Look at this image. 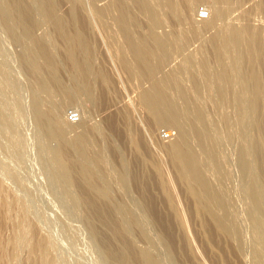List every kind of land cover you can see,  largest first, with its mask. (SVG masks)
<instances>
[{"label":"rangeland","instance_id":"rangeland-1","mask_svg":"<svg viewBox=\"0 0 264 264\" xmlns=\"http://www.w3.org/2000/svg\"><path fill=\"white\" fill-rule=\"evenodd\" d=\"M22 1V9L14 7L12 15L9 13L5 18L4 10L11 1L0 0V264H143L139 253L143 249L161 264H264V94L259 103L263 112L259 128L251 108L255 83L247 75L251 66L255 67L264 85V0L224 2L223 6L226 3L225 7L235 8H227L224 17L219 13V0H158L165 25H158L155 30L161 36L170 34L166 36L173 39L175 48L160 64L157 75H177L173 76L185 95L176 88H172V95L179 96L181 103L185 100L189 103H182V113H186L192 136L195 138L197 131L200 132L210 148L198 143L195 146L194 142L206 167L203 166L206 173L202 172V176L215 190L213 199L210 200L212 190L210 197L207 196L213 210L206 212L211 217L202 210L199 212L196 198L187 192L190 186L197 189L199 184L184 182L176 164L171 163L168 148L179 135L178 127L154 124L147 113L143 89L151 88L152 80L147 78L124 31L115 21L117 13L115 17L112 12H117L116 0L57 2L62 21L66 19L68 28L80 27L91 42V95L77 91L70 63L65 58L67 43L58 25L42 16L37 0ZM110 2L114 9L102 16L96 13V6ZM201 6L213 8L219 14L212 27L206 28L198 18ZM18 11L23 13L20 12V17ZM140 14L137 18L144 16L138 20V23L143 20L142 25L133 26L138 37L149 31L147 14L142 17ZM231 21L245 28H261L262 40L256 41L259 38L253 34V41L247 37L240 45L227 42L223 33ZM27 27L34 32L33 37L25 32ZM43 35L48 37L64 87L74 94L72 101L48 77L50 70L34 52ZM224 59L227 64L223 67ZM221 61L224 63L220 64ZM43 82H48V86L44 87ZM35 97L64 128L63 139L69 147L67 157L75 173L71 183L52 159V147L60 146L61 141L48 137L37 121ZM72 110L79 113L77 123L69 118ZM164 130H172L173 138L164 139ZM240 153L247 159V173L240 168ZM74 160L91 170L102 192L89 187ZM165 177L169 180L167 189L175 196V207H171L169 192L163 188L161 180ZM255 190L260 194L258 201L254 199ZM219 201L226 208L224 204L223 209L219 210L220 205L216 208ZM218 210L224 219H220ZM213 211L218 213V218L212 216ZM178 217H183L182 222ZM214 217L225 227L229 224L232 230L230 226L225 231L219 230L216 222L213 223ZM38 241L42 242L43 250L36 249Z\"/></svg>","mask_w":264,"mask_h":264},{"label":"bare ground","instance_id":"bare-ground-1","mask_svg":"<svg viewBox=\"0 0 264 264\" xmlns=\"http://www.w3.org/2000/svg\"><path fill=\"white\" fill-rule=\"evenodd\" d=\"M11 2H9L8 4V7L6 10H4V15H5V18L7 16V14L9 15H12L11 13L14 12V7H18L17 9H19L20 7H22V3L23 1L22 0H10ZM97 1V0H96ZM112 1V0H111ZM220 1V7H219V13L222 14V16H226L227 13H228V9L229 8L231 10L232 8V5L229 7H225V4L224 6L222 5V3L224 2H227V3H230L231 1L233 0H219ZM57 2L58 0H37V3L40 7V10L42 12V16L47 19V20H51L53 22H55L58 27H59V31L60 33L62 34V36L64 37V41H66L67 43V46L65 47L66 48V52L64 51V53H66V59H68L69 63H70V66H71V69H72V74H73V80L75 82V85L77 86V91L79 92H85L86 94H90L92 93L91 90L90 91V87H89V78L90 76L92 75L93 73V64H92V56L93 54H91V45L88 41V38H87V35H85V33L83 32V30L76 27L74 29V31H72V29L74 28H68L67 26V22H66V19L64 18V21L66 23H64V21H62V17H60L59 15V11L57 8ZM62 2V1H61ZM77 2V1H76ZM75 2V3H76ZM108 2V1H107ZM217 2V1H216ZM235 2V0H234ZM233 2V3H234ZM114 3V2H112ZM132 3V5H131ZM96 4V3H94ZM105 4V3H104ZM116 6H114L113 4H108L106 3L105 6H102V7H99L97 8L96 6V13L98 14H101V16L103 15V13L105 12H109V10L112 9V7L114 6L115 8L117 7V12H114L113 10V14L114 13H117V17L115 15V17L117 18V20H115V17H114V20L117 22V24L121 27L122 31H124L129 44H130V47L132 48V52L134 53V55H136L135 57L137 58V61L141 62V66L143 68V70H145L144 72L148 74L147 78L149 77V79H151V88H148V89H143V100H144V103L146 105V108L148 109L149 112L148 115H151L152 117V120L154 121V124H168V125H174L176 127H178L179 129V135L177 136V138H175L174 140H172V144L169 146L168 148V154L170 156V159L172 160L171 163H175L179 170L178 173H180L179 176L180 179H184L185 181L184 182H190V181H193V183L195 184L196 182L199 184V188L198 186L196 185L197 189L195 187H191L189 184L190 189L189 193H191L195 198H196V202L199 203L200 205H198L199 207H197V203L195 202V199H194V202H195V206L196 208H200L198 209L199 212H210L213 210V208H210V202H209V199L208 197H210L208 194L211 192L212 190V193H210L211 199H213V196L215 194V190H214V187L212 186V183H209V180L206 181L203 176H202V172H205L206 171H203L206 167L203 165L204 162H202L203 159H201V156H200V153L199 151L197 150V148L194 147V142L196 143V145H202L206 148H209V146L204 143L203 139H202V136H201V133L197 131L196 133V136L195 138L192 136V131H191V128H190V125L187 123L188 120H186L187 116L186 113L185 115L182 113L184 112L183 109H184V105L185 104L184 102L186 101L185 100L184 102L182 101H179L178 97H174L172 95V91L173 90H176L178 92H181L182 88L181 86H179L178 84V79L176 80V77L177 75L173 76V75H166L164 77H158L157 75V70L160 69V64H162L163 62H165V60L170 56L171 52L173 51V48H175V44H174V41L171 37L169 36H166L167 34H165L166 32H163V29H162V32L165 34L164 36H161L159 35L160 32L157 30H155V28L158 26V25H161L162 27V23L163 21L165 20L162 16H161V13H160V10L158 8V0H116V2L114 3ZM235 4V3H234ZM35 5V4H34ZM131 6H134V10H137L136 12H134L132 9H131ZM219 5V4H218ZM217 5V6H218ZM25 5L23 4V7ZM73 6V5H72ZM94 6V7H95ZM235 6V5H233ZM27 7V6H26ZM29 8V7H28ZM62 8V7H61ZM74 8V6L72 7ZM209 8V7H208ZM22 8H20L21 10ZM232 9H235L234 7ZM24 10V9H23ZM25 10L27 11V9L25 8ZM30 10V9H29ZM77 10V9H76ZM75 10V11H76ZM86 10V9H85ZM119 10V11H118ZM16 11V10H15ZM21 12V11H20ZM20 12L18 11V15L20 14ZM24 12V11H23ZM74 12V10H73ZM87 12V10H86ZM111 12V11H110ZM119 12V14H118ZM209 12H210V17L208 19H205V20H201L203 22V25L209 27H212L214 24H215V21L216 19H218L219 17V14H216L215 11L213 10V8H209ZM236 12V11H235ZM17 13V12H16ZM22 13V12H21ZM76 13V12H75ZM140 13H143L145 16H148L147 18L149 19V21L146 22V19L144 21V23H148L149 22V31L145 30L148 32V34H145L143 36H139L138 37V32L139 30L142 29V27L138 30L137 28L139 26H137L136 23H138V20H141L143 17L141 15L142 18L138 19L137 17L139 16ZM218 13V12H217ZM23 14V13H22ZM21 14V15H22ZM93 14V12H92ZM98 14V15H99ZM110 14V13H109ZM108 14V15H109ZM112 14V15H113ZM14 15V14H13ZM17 15V14H16ZM106 15V14H105ZM138 15V16H137ZM89 16V15H88ZM239 16V15H238ZM16 17V16H15ZM20 17V15H19ZM18 17V18H19ZM22 17V16H21ZM27 17V16H26ZM25 17V19H26ZM111 17V16H110ZM140 17V16H139ZM101 18V17H100ZM104 18V17H103ZM109 18V17H108ZM226 18V17H225ZM239 17H237L238 19ZM32 20V18H29ZM69 19V18H68ZM144 19V18H143ZM232 19V18H231ZM19 20V19H18ZM28 20V19H27ZM89 20V19H88ZM108 20V19H107ZM236 20V19H234ZM20 21V20H19ZM26 21V20H25ZM106 21V20H105ZM238 21V20H237ZM29 22V21H28ZM35 22V21H34ZM74 21H72L71 23H73ZM114 22V21H113ZM143 22L140 21V23ZM232 22V21H231ZM236 22V21H235ZM234 22V24H235ZM79 23V22H77ZM106 23V22H105ZM104 23V24H105ZM115 23V22H114ZM138 23V24H140ZM237 23V22H236ZM27 24V23H26ZM82 24V23H81ZM107 24V23H106ZM136 24V25H135ZM233 22L232 23H228L227 22V30H226V33L222 32L224 35H222V38L223 39V36L225 37V40L227 42H234V44L236 45H240V43L242 42L243 39L245 38H249V41H253V34L256 36V38L258 37L259 39H257L256 41L260 40L261 38V34H262V31H261V28H257V27H249V28H245V27H242L240 25H234ZM24 25V23H23ZM34 25V24H33ZM32 25V26H33ZM109 25V23H108ZM135 27L137 26V28H135L138 32L136 34H138L137 36L135 35L134 33V26ZM142 25V23H141ZM164 25H165V22H164ZM163 25V26H164ZM28 26V25H26ZM87 26V25H86ZM90 26V25H89ZM223 26V25H222ZM225 26V25H224ZM249 26V25H248ZM247 26V27H248ZM24 27V26H23ZM31 27V26H30ZM30 27H27L26 28V33L28 35H31V37H33V33L30 31ZM34 27V26H33ZM106 27V26H105ZM117 27V26H116ZM88 28V27H87ZM147 28V29H148ZM159 28V26L157 27ZM156 28V29H157ZM200 28V26H199ZM220 28V27H219ZM118 29V28H117ZM56 30V29H54ZM223 30V29H222ZM111 31H112V28H111ZM200 32V29L198 30ZM87 32V31H86ZM161 32V34H163ZM204 32V31H203ZM57 33V32H56ZM116 33H118L116 31ZM146 33V32H145ZM60 34V35H61ZM88 34V33H87ZM123 33H121L122 35ZM124 35V34H123ZM170 35V34H168ZM263 35V34H262ZM44 36V35H43ZM43 36L41 37V41L37 39H35L34 41L36 42V40H38V47L35 49L36 46H34V49L36 51H34L36 53V56L37 58L41 60V64L43 62V64L46 65V67L50 70H48L50 73H51V76H48V77H51L50 79H52L54 82L55 85H58L59 87H61L65 92H66V96L65 98H67L68 101H72L74 99V94L72 92H70L68 89H66L63 85V81L59 75V67L57 68V64L58 62L56 63V60H55V57H54V52L50 49V46L48 44V37L44 36L45 38H43ZM171 36V35H170ZM173 36V35H172ZM214 36V35H213ZM216 36V35H215ZM214 36V37H215ZM35 37V36H34ZM214 37L213 38V42H214ZM221 37V36H220ZM124 38V37H123ZM209 38V37H208ZM216 38V37H215ZM90 40V39H89ZM262 40V38H261ZM217 41V40H216ZM214 42V44H216L217 42ZM126 42V41H125ZM259 42V41H258ZM261 42V41H260ZM63 43V41H62ZM65 43V42H64ZM36 44V45H37ZM250 45V42L248 43ZM252 44V43H251ZM256 44H258L256 42ZM127 45V44H126ZM256 46V45H255ZM254 46V47H255ZM259 46V44L257 45ZM261 46V45H260ZM64 47V46H63ZM62 47V48H63ZM129 47V48H130ZM262 47V46H261ZM260 47V49H261ZM56 48V47H55ZM64 48V50H65ZM127 48V47H126ZM219 48V47H218ZM240 48V47H238ZM252 47H250L251 49ZM130 50V49H129ZM216 50V48H215ZM252 50V49H251ZM263 50V49H262ZM58 51V50H57ZM93 51V50H92ZM264 51V50H263ZM131 52V53H132ZM216 52V51H215ZM132 53V54H133ZM218 53H219V49H218ZM247 55V54H245ZM23 57V56H22ZM97 57V56H96ZM249 57V56H247ZM171 59V58H170ZM222 59V58H221ZM225 60V59H224ZM223 60V61H224ZM249 60V59H248ZM58 61V60H57ZM136 61V60H135ZM220 64H222V62ZM252 63H254V60H251ZM250 61V63H251ZM137 62V63H138ZM224 63V62H223ZM249 63V64H250ZM227 64L226 60H225V63L222 65L224 67V65ZM252 65V64H251ZM254 65V64H253ZM63 66H66V65H63ZM140 66V67H141ZM258 66V65H257ZM139 67V66H138ZM45 68V69H47ZM140 68V70L142 69ZM257 68V67H256ZM170 70V69H169ZM245 70V69H244ZM258 70V69H257ZM255 69V67L251 66V68L248 70L247 72V75L248 77L253 80L252 82L255 83V86L254 84L252 83V88L254 86V89L252 90V101H253V107L251 106V108H253V111L255 113V116H256V120H255V125H257L259 127L260 125V122L262 123L263 121H261V118H260V111L262 109V107H260L261 105L259 104L260 103V100L264 94V89H263V86H262V81H260V79H263L261 78L260 74H258V71ZM247 71V70H246ZM260 71V70H259ZM143 72V71H142ZM160 72V71H158ZM145 73L143 75H145ZM245 73H243L244 75ZM96 75V74H95ZM162 75V74H161ZM245 75V76H247ZM260 77V78H259ZM45 79V77H44ZM47 79V78H46ZM71 79V78H69ZM148 79V80H149ZM248 79V78H247ZM246 79V80H247ZM248 81V80H247ZM250 81V80H249ZM49 82V81H48ZM48 82H43V86L44 87H47L48 85ZM47 83V84H46ZM70 83V82H69ZM149 83V82H148ZM264 83V82H263ZM72 84V83H71ZM42 86V85H41ZM75 86V87H76ZM64 87V88H63ZM67 87V86H66ZM70 88V87H69ZM94 88V87H93ZM173 88V90H172ZM176 88V89H175ZM46 89V88H45ZM95 89V88H94ZM74 90V89H73ZM172 90V91H171ZM63 93V92H62ZM183 93V91H182ZM175 94V93H174ZM180 94V93H179ZM91 95V94H90ZM185 95V93H183V96ZM177 96V95H176ZM34 97V96H33ZM180 98V97H179ZM185 98V97H184ZM187 98V97H186ZM34 100V110L36 111L35 113L37 114L36 115V118H37V121L43 126L45 132H46V135H49L48 137H57L60 139L61 141V144L60 146H57L56 148L55 147H52L50 150H51V153H52V159H54L55 163H56V166L59 168L61 174L63 175V177L69 182H73V176H74V172H73V166L71 165V162L69 161L68 157H67V153H69L67 150H69L68 148V144L66 141H64L63 139V136L65 134V131H64V128L63 126L57 121L55 120L51 114L49 112H46L43 107L41 106V102L38 100V98L35 97V99L33 98ZM142 102V101H141ZM187 102V101H186ZM32 103V102H31ZM188 103V102H187ZM189 104V103H188ZM33 105V104H32ZM186 107L189 109V105ZM261 108V109H260ZM145 110V109H144ZM185 110H187L185 108ZM150 113V114H149ZM253 113V114H254ZM263 113V112H262ZM261 113V114H262ZM83 118V114H80ZM183 115L185 116V119L183 118ZM264 116V115H263ZM261 116V117H263ZM260 118V119H259ZM188 119V118H187ZM254 119V118H253ZM151 121V120H150ZM83 122V119L80 121V123ZM254 122V121H253ZM79 123V124H80ZM253 124V123H252ZM262 125H264V123H262ZM264 127V126H263ZM260 128V127H259ZM258 128V130H260ZM261 131V130H260ZM263 131V130H262ZM257 133V131H256ZM264 134V132H263ZM145 138V137H144ZM264 138V137H263ZM141 139V138H140ZM56 140V138H55ZM263 140V139H262ZM51 141V140H50ZM144 141V140H143ZM258 142H259V139H258ZM136 143V142H135ZM138 143V141H137ZM140 143V141H139ZM198 143V144H197ZM260 143V142H259ZM143 144V143H142ZM145 144V143H144ZM163 146L164 143H162ZM51 145V144H50ZM263 145V144H262ZM160 146V144H159ZM264 146V145H263ZM139 147V146H137ZM161 147V146H160ZM257 147V145H256ZM259 147V150L261 149L260 146ZM210 149V148H209ZM241 149V148H240ZM264 149V148H262ZM49 150V151H50ZM140 150V149H139ZM263 152V151H262ZM147 153V152H146ZM261 153V152H260ZM149 154H151L149 152ZM148 154V155H149ZM167 154V156H168ZM263 154V153H262ZM154 155V154H153ZM217 155V154H216ZM240 156L239 157V160H240V163L239 165H241L240 168L243 169L244 172H248V169H249V165H248V162H247V159L245 156L241 155L240 153ZM152 157V156H151ZM155 157V156H154ZM260 157V156H259ZM153 158V157H152ZM142 159V158H141ZM149 159V158H148ZM264 159V158H263ZM262 160V159H261ZM143 162V160H141ZM76 161L74 160V163ZM157 162V161H156ZM154 162V163H156ZM166 162V161H165ZM170 162V161H169ZM236 162V161H235ZM73 164V163H72ZM76 164L78 165V168H79V173L80 175L82 174V177L84 176L85 180L88 182V184L90 185L89 187H91V189H95L97 191H100L102 192L99 184L97 183L94 175L92 174L91 170L84 166V165H79L77 162ZM166 164V163H165ZM156 165V164H155ZM203 166L205 167L203 169ZM150 167V166H149ZM152 167V165H151ZM157 167V165L155 166ZM153 168V167H152ZM158 168L159 170L161 169L160 166L158 165ZM142 169V168H141ZM156 169V168H155ZM154 169V170H155ZM163 169V167H162ZM176 169V168H175ZM158 170V169H156ZM167 171V170H166ZM175 171V170H174ZM246 172V173H247ZM74 173V174H73ZM149 173V172H148ZM163 173V172H161ZM143 175V174H142ZM166 175V173H165ZM164 175V176H165ZM206 175V174H205ZM159 178H160V174L158 175ZM162 176V175H161ZM205 177V176H204ZM163 178V176H162ZM166 179H160L161 182H162V185L165 186L163 187L164 189L166 188L167 189V186L169 184V180H167V177H165ZM208 178V176H207ZM206 178V179H207ZM82 179V178H81ZM182 181V180H181ZM195 181V182H194ZM207 182L210 184H207ZM192 183V182H191ZM192 183V184H193ZM196 183V184H197ZM241 183V182H240ZM174 184V183H173ZM184 184V183H183ZM185 185V186H187ZM77 186V185H76ZM81 186V185H80ZM141 186V185H140ZM194 186V185H192ZM213 187L210 189V187ZM88 187V186H87ZM162 188V187H161ZM169 188V187H168ZM254 188V187H253ZM89 188V191L91 190ZM170 189V188H169ZM165 190V191H166ZM214 190V191H213ZM256 192H253L254 193V199L255 200H259L260 199V194L259 192H257V190H255ZM169 192V190H168ZM174 192V191H173ZM172 192H169L168 193V199L171 203V207L174 206L175 207V202H174V198L175 196L173 197V193L171 194ZM89 195V194H88ZM156 195V194H155ZM175 195V194H174ZM208 196V197H207ZM215 196V195H214ZM193 197V198H194ZM100 198V197H99ZM221 198V197H219ZM103 199V198H102ZM105 199V198H104ZM159 200V199H158ZM219 200V199H218ZM92 201V200H91ZM191 201V200H190ZM213 201V200H212ZM215 201V200H214ZM213 201V202H214ZM220 201H223L220 199ZM220 201H219V204L217 202V207H216V203H213L211 202V204H215V207L218 208L220 205V209L222 208L224 202L222 204H220ZM86 202V201H85ZM168 202V201H167ZM78 203V202H77ZM93 203V202H92ZM86 204V203H85ZM169 204V203H168ZM194 204V203H193ZM149 205V204H148ZM179 205V204H178ZM213 205H211L213 207ZM225 205V204H224ZM180 206V205H179ZM203 206V207H202ZM95 207V206H94ZM106 207V206H105ZM194 207V206H193ZM203 209H202V208ZM108 208V207H107ZM224 208V207H223ZM222 208V209H223ZM225 208H226V205H225ZM96 209V208H95ZM98 209V208H97ZM173 209H176V208H173ZM172 209V210H173ZM212 209V210H211ZM241 209V208H240ZM195 210V208H194ZM216 210V209H214ZM219 210H218V213H219ZM224 210H227V209H224ZM223 210V212H224ZM101 211V210H100ZM175 211V210H174ZM179 211V210H178ZM177 211V212H178ZM207 211V212H206ZM106 212V211H105ZM104 212V213H105ZM176 212V211H175ZM174 212V213H175ZM214 212V211H213ZM212 212V213H213ZM222 212V213H223ZM102 213V211H101ZM215 213V212H214ZM218 213L215 215H212V216H217ZM221 213V214H222ZM87 215V214H86ZM143 215V214H142ZM176 215V214H175ZM178 215V214H177ZM207 215H211V214H208ZM220 215V213H219ZM85 216V215H84ZM93 216V214H92ZM97 216V215H96ZM180 216V215H179ZM221 216V215H220ZM219 216V217H220ZM86 217V216H85ZM98 217V216H97ZM97 217H96V220H97ZM211 217V216H210ZM214 217V218H215ZM225 217V216H224ZM93 218V217H92ZM179 219H181V222H182V218L178 217ZM213 218V217H212ZM218 218V216H217ZM215 218L213 221V223L215 224L216 222V225H217V228L219 230H222V231H225L224 229H226V227L224 226V223ZM226 218H228V216H226ZM86 219V218H85ZM106 219V218H105ZM167 219V218H166ZM170 219V218H169ZM220 219H224L222 216ZM94 220V218H93ZM108 220V219H107ZM159 220V219H158ZM85 221V220H84ZM91 221V220H90ZM226 221V219H225ZM224 221V222H225ZM162 222V221H161ZM180 222V221H179ZM201 222V221H200ZM212 222V221H210ZM228 222V220H227ZM87 223L88 220H87ZM106 223V221H105ZM174 223V222H173ZM116 224V223H115ZM176 224V223H175ZM182 224H185V223H182ZM114 225V224H113ZM172 225V224H171ZM213 225V224H212ZM226 225V224H225ZM109 226V225H108ZM174 226V225H173ZM177 226V225H176ZM208 226V225H207ZM215 226V225H213ZM230 225L228 224V227ZM88 227V226H87ZM165 227V226H164ZM178 227V226H177ZM187 227V225H186ZM209 227V226H208ZM227 227V228H228ZM231 227V226H230ZM166 228V227H165ZM183 228V227H182ZM213 228V227H212ZM216 228V227H215ZM89 229V228H88ZM96 229V228H95ZM180 229V228H179ZM186 229V228H185ZM217 229V231H218ZM232 230V227L230 228ZM36 230V229H35ZM94 231V229H93ZM183 231V229H182ZM186 231V230H185ZM211 231V230H209ZM222 231H220L219 233H221ZM248 231V230H247ZM92 232V228H91V231ZM171 232V231H170ZM179 232V230H178ZM39 233V232H38ZM97 233V232H96ZM146 233V232H145ZM166 233V232H165ZM183 233V232H182ZM185 233H188V232H185ZM216 233V232H215ZM218 233V232H217ZM223 233V232H222ZM33 234V233H32ZM94 234V233H93ZM98 234V233H97ZM171 234V233H170ZM175 234V233H174ZM225 234V233H224ZM223 234V235H224ZM35 235V234H34ZM37 235V234H36ZM41 235V234H39ZM43 235V234H42ZM188 235V234H185V236ZM176 236V235H175ZM184 236V237H185ZM215 236V235H214ZM229 236V234H228ZM34 237V236H33ZM225 237V236H224ZM37 238V237H36ZM173 238V237H171ZM231 238V236H230ZM38 239V238H37ZM44 239V238H43ZM46 239V238H45ZM160 239V237H159ZM167 239H168V236H167ZM186 240V237L184 238ZM217 240V237L215 238ZM220 239V238H219ZM222 239V238H221ZM47 240V239H46ZM163 240V239H162ZM166 240V239H165ZM175 240V239H173ZM44 241V240H43ZM184 241V240H183ZM2 242V241H1ZM164 242V241H162ZM175 242V241H174ZM174 242L172 241V244H174ZM188 242V240L186 241ZM190 242V241H189ZM224 242V241H223ZM221 243V242H220ZM1 244V243H0ZM121 244V243H120ZM171 244V243H170ZM188 244V243H187ZM2 245V244H1ZM166 245V244H165ZM168 245V244H167ZM192 245V244H190ZM176 246V245H175ZM128 247V246H127ZM189 247V246H188ZM192 247V246H191ZM43 248V244L41 241H38L37 244H36V249H42ZM49 248V247H47ZM46 248V249H47ZM121 249V248H120ZM128 249V248H127ZM189 249V248H188ZM43 250V249H42ZM49 250V249H48ZM47 250V251H48ZM115 250V249H114ZM142 250V249H141ZM147 250V249H146ZM170 250V249H169ZM190 250V249H189ZM31 252V250H29ZM40 251V250H39ZM106 251V250H105ZM119 251V250H118ZM128 251V250H127ZM180 251V250H179ZM29 252V254H30ZM50 252V251H49ZM122 252V251H121ZM171 252V251H170ZM193 252V251H192ZM41 253V252H40ZM127 253V252H126ZM140 256L142 257L143 259V264H161L157 261L156 258H154L149 252L145 251V249H143L141 252ZM155 253V252H154ZM168 253V252H167ZM48 254V253H47ZM192 254V253H191ZM51 255V254H50ZM128 255V253H127ZM36 257V256H35ZM53 257V256H52ZM120 257V256H119ZM251 256H249L250 258ZM37 258V257H36ZM35 258V259H36ZM117 258V257H116ZM159 258V257H158ZM161 258V257H160ZM28 259V258H27ZM50 259H51V256H50ZM141 259V260H142ZM49 260V258H48ZM53 260V258H52ZM250 260H252L250 258ZM33 261V260H32ZM51 261V260H50ZM115 261V260H114ZM123 261V260H122ZM171 261V260H170ZM263 261V260H262ZM35 262V261H34ZM52 262V261H51ZM116 262V261H115ZM125 262H126V258H125ZM172 262V261H171ZM174 262V261H173ZM30 263V262H29ZM113 263V262H112ZM249 263H252L249 262ZM261 263V262H260ZM35 264V263H34ZM115 264V263H114ZM128 264V262L126 263ZM171 264V263H170ZM173 264V263H172ZM236 264V263H235ZM257 264V263H256ZM259 264V263H258Z\"/></svg>","mask_w":264,"mask_h":264},{"label":"built area","instance_id":"built-area-1","mask_svg":"<svg viewBox=\"0 0 264 264\" xmlns=\"http://www.w3.org/2000/svg\"><path fill=\"white\" fill-rule=\"evenodd\" d=\"M210 17V12L209 9L206 6H201L200 9L198 10V18L200 20H205ZM69 118L73 123H77L80 120L79 113L77 111H70L69 113ZM162 136L164 139H172L174 136V132L172 130H164L162 132Z\"/></svg>","mask_w":264,"mask_h":264}]
</instances>
